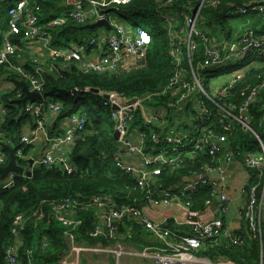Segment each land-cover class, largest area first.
Listing matches in <instances>:
<instances>
[{
	"label": "trees",
	"instance_id": "obj_1",
	"mask_svg": "<svg viewBox=\"0 0 264 264\" xmlns=\"http://www.w3.org/2000/svg\"><path fill=\"white\" fill-rule=\"evenodd\" d=\"M249 0H208L204 3L200 16L196 22L198 34L194 35L197 47L188 57V51L182 50L181 65L186 80L193 83L190 62L196 70L210 60L209 44L215 45L217 49L224 46L218 45L224 40L231 42L235 37L229 25L231 18L246 16L245 22H251V28L256 32L264 29V14L259 10H250L247 14L239 12V7ZM43 5L42 22H48L55 17L59 11L58 0H41ZM201 0H176L171 7L164 4L162 0H131L128 4L121 5V22L124 23L128 17H141L142 21L149 25L152 35V43L148 47L146 57L138 66L109 73H85L76 62H69L64 67L63 58L52 59L46 57L45 63H33L37 53H30L28 49L22 50L25 59V69L37 74L35 68L44 80L43 95L46 101L59 104L60 109L56 113V127L46 124L50 138L63 134V129L58 122L65 121L72 114L78 113L86 117V124L78 138L69 146L70 159L75 169L69 172L60 165L30 164V158L38 160L45 153L34 151V145L22 142L24 128L28 125L32 129L37 126V117L26 112V104L22 99L26 96L24 86L28 82L21 75L12 70L8 65L0 66V76L5 81H10L12 86L0 93V103L4 109L0 117V136L8 144L12 145L16 152H22L18 163L32 170L31 176L18 174L15 176L11 187L0 188V264H9L6 260V249L13 241L11 224L17 214H23L27 219L26 227L22 231V243L18 256L26 261L28 251L38 259L39 264H58L59 258L67 250V242L63 233L64 226L53 219L54 206L64 199H71L88 205L97 196H111L117 207L130 206L144 209L150 205L151 200L157 199L156 195H149L147 189L137 184V178L117 167L119 155V142L114 137L116 123L111 115V108L105 104L106 93H118L127 98L143 99V107L134 112L131 131L134 128L141 129L145 133L144 150L153 154L163 150L170 157H176V161L160 166V173L155 175L151 189H167L181 185L190 174L204 172L208 166L219 165L222 155H210L204 145L201 149L188 148L182 153L174 151L173 146L164 144L162 141L154 140L153 136H164L170 133L184 132L185 136L198 133L196 125L201 119V114L192 101L182 106L181 93H175L165 88L173 76V58L171 57V35L170 23L161 13L168 12L175 18L179 29H187L184 19L185 13H190L191 8H197ZM12 5L0 4V35L8 30V10ZM161 6V8H160ZM125 24V23H124ZM87 24H78L73 20L65 24L51 28L52 45L55 47L71 46L89 39L97 29L86 28ZM136 28L138 25H131ZM147 29V28H145ZM247 29V28H246ZM245 29V30H246ZM175 30V29H174ZM179 31L178 29H176ZM244 30V31H245ZM243 34L240 32L239 34ZM238 34V35H239ZM207 37L209 42H207ZM21 36L13 37L15 44L23 41ZM0 39V49H1ZM90 51V50H89ZM215 66L209 68L207 80L204 81L205 89H213L214 79L220 73V68ZM229 75L235 71H243L240 78L236 80L234 88L228 89L229 100L242 103V89L258 84L264 79V54L251 53L242 62L228 61L222 66V70ZM201 73V72H200ZM203 74V73H202ZM228 79V78H227ZM216 87H227L228 80L216 81ZM86 88V91H81ZM92 88L99 89V93L91 91ZM74 89H78L74 92ZM19 94H21L19 96ZM206 100V98H204ZM223 103V101H221ZM264 103V93L249 108L253 116V128L264 137V119L261 112ZM159 110L163 116L158 121L146 122L145 113ZM218 111L215 108V111ZM46 110L40 117L45 118ZM216 135L227 136L229 146L234 150L247 151L257 149L253 135L236 124L231 132L220 128L214 129ZM192 145V143L188 144ZM259 185V201L263 191L264 178L257 171H251V176L244 187L248 197L251 187ZM212 199V188L210 185L200 186L190 197V209L204 212L207 209V201ZM180 202V201H179ZM183 203V201H181ZM247 204L242 210L245 219L242 229L233 233L241 238L242 243H233L229 236L219 234L204 239L201 248L196 251L199 257H208L212 260H228L234 264H264V207L262 208L261 233H253L246 219ZM99 209L87 207L78 210L75 218L82 222L77 227V238L91 245L102 243L111 245L115 242L128 243L134 246H148L156 249L164 246L151 232L146 230L143 224L133 218H125L117 224L115 238L104 237L93 238L90 231L94 229L98 221ZM41 216V219H37ZM162 229L168 230L176 240L184 236L192 235L188 228L178 225L174 220H168ZM47 245H43V239Z\"/></svg>",
	"mask_w": 264,
	"mask_h": 264
},
{
	"label": "built area",
	"instance_id": "obj_2",
	"mask_svg": "<svg viewBox=\"0 0 264 264\" xmlns=\"http://www.w3.org/2000/svg\"><path fill=\"white\" fill-rule=\"evenodd\" d=\"M59 11L55 17L48 22H42L43 5L41 0H0L1 3L12 5L8 10L9 21L8 30L1 36L0 66L8 65L12 70L19 73L24 78L32 91L43 94L44 80L36 68L37 74L25 69V59L22 50L17 47L13 37L21 36V39L34 40L47 52L52 58H64L65 62H76L80 69L85 73H109L120 72L128 68H133L146 57L148 47L152 41V35L148 29H142L139 26L134 28L131 25H125L113 14L117 12L121 5L128 4L131 0H58ZM165 5L171 7L176 0H162ZM208 0H201L197 8L190 9V13H185L184 19L187 29H179L176 25L174 15L164 12L162 16L171 26V57L173 58V76L167 84L165 91L170 90L175 93H181L182 106L186 107L189 101H192L201 114V119L196 125L198 133L193 136H185L182 133H168L164 136L155 135L154 140L162 141L164 144L173 146L174 151L182 153L188 148L201 149L204 145L207 147L210 155H222L226 166L239 161L244 167L251 171L260 173L264 178V137L258 133L252 124L253 116L249 112L250 106L256 102L264 93V79L258 84L248 86L242 89L240 95L243 96L242 103L226 98L228 89L234 88L236 80L240 78L243 71H235L228 78L227 87H213L211 91L205 89L202 73L206 74L209 68L222 66L228 61L242 62L251 53L256 52L264 54V29L256 32L252 28H247L243 34L237 35L231 42L224 40L218 45L224 44L222 49H217L215 45L209 44L208 55L210 60L201 65L196 70L190 62L193 83L186 80L181 65L182 50L188 51L190 58L192 52L197 47L194 35L198 34L196 22L200 16L204 3ZM161 8V6H160ZM60 9L62 11L60 12ZM250 10H259L264 14V0H249L243 6L239 7V12L247 14ZM106 19L110 23L109 28L102 27L106 32L95 34L89 39H84L78 45L69 48L55 47L52 45L51 28L67 23L70 20L78 24H89L99 20ZM98 28V27H97ZM175 29V30H174ZM178 29L179 31H177ZM207 42L209 38L207 37ZM97 49L98 56L90 57L89 50ZM33 63L43 64L37 56ZM213 69V68H212ZM201 72V73H200ZM209 74V73H208ZM3 75L0 76V80ZM109 94L105 104L110 106L111 115L116 123V130L119 131V157L117 158V167L137 178V184L147 189L149 195H156L157 199L151 200L150 205L168 206L173 203L183 201L187 208V214L184 221L177 223L180 226L191 227L192 235L184 236L176 240L171 236L168 230H163L162 226L170 219L164 218L162 221H155L142 208H133L130 206L117 207L111 196L94 197L88 205L71 199H64L53 208V219L64 226V235L67 242V250L59 258L58 264H81L79 252L84 250L77 244V227L82 222L76 219L75 213L78 210L87 207L99 209L98 221L94 229L90 231L93 238L104 237L112 239L117 234V224L125 218H133L143 224L146 229L159 239L164 246L156 249L145 248L141 253L125 251L121 249L118 254L140 255L150 257L158 264H234L231 261L212 260L206 257H199L196 251L201 248L204 239L223 234L229 236L233 243H242L241 238L233 235L234 232L226 226L225 216L229 213L231 205L230 195L223 190L226 186V167L222 165L208 166L204 172L190 174L181 185L167 187V189H151L155 175L160 173V166L166 163L176 161V157H170L162 148L161 151L148 154L144 150L145 133L141 129L134 128L131 131L134 112L143 107V99L137 98V102L132 103L133 98L118 93ZM21 94H19L20 96ZM206 98V100H204ZM223 101V103L221 102ZM215 108L218 111H215ZM59 104L44 100L28 102L25 110L35 115L37 126L32 135H23L22 142L34 143L39 134H43L48 140V149L45 155L34 163L47 165H60L63 169L72 172L75 167L71 163L69 146L78 138L85 127L86 117L75 113L69 116L66 121L64 133L58 137L50 138L46 128L45 118L40 117L46 110L58 113ZM4 109L0 103V117ZM264 119V103L261 108ZM163 112L152 110L145 113L146 122L152 123L158 121L163 116ZM236 124L249 131L256 141L257 149L247 151L234 150L229 146L227 136L216 135L214 129L220 128L226 132H231ZM4 141L3 138L0 137ZM6 142V141H5ZM192 143V145H188ZM18 154L22 156V152ZM9 153L1 148L0 167L8 164ZM213 171L219 172L217 179H210L209 174ZM16 172H11L4 180L0 188L11 187L14 183ZM26 175V174H24ZM210 185L212 188V199L207 201V209H211L216 198L220 201V216L211 220H191L190 217L200 216L204 212L193 211L190 209V197L200 186ZM259 185L251 187L248 195L246 219L250 224L251 232L261 233V210L264 206V185L262 199L259 201ZM206 209V210H207ZM39 216L37 219H41ZM27 219L23 214H17L11 224V234L13 241L6 249V260L9 264H39L38 259L32 251H28L26 261H22L18 256V251L22 243V231L25 229ZM70 240V242H68ZM68 243L72 244L69 246ZM47 240L43 239V245L46 246ZM94 250V249H93Z\"/></svg>",
	"mask_w": 264,
	"mask_h": 264
},
{
	"label": "crops",
	"instance_id": "obj_3",
	"mask_svg": "<svg viewBox=\"0 0 264 264\" xmlns=\"http://www.w3.org/2000/svg\"><path fill=\"white\" fill-rule=\"evenodd\" d=\"M246 28H251V22L249 23L246 22L245 25H243V29L241 32H244ZM19 42L21 41L19 40ZM34 42L24 39L21 43L16 45L21 50L28 49L30 53L33 52L37 53L38 54L37 57L40 60H42L43 58L46 57L47 52L38 44V42L35 43ZM89 55L90 57H97L98 50L90 49ZM42 61H44V59ZM11 86L12 83L10 81H5L4 79H1L0 93L10 88ZM56 115L57 114L55 112L52 111L47 112V114H45V122H46L45 124H49L50 127H56L57 123L56 124L54 123L56 120ZM66 123H67L66 120L58 122L61 130L62 129L63 131L65 130ZM57 128L58 127H56V129ZM34 130L35 129H32L30 126L27 125L23 130L24 131L23 135H32ZM188 131L186 132L188 133ZM32 144L34 145L35 152L46 153L48 149V140L42 133L38 135V138ZM219 165H222L224 168L226 167V173H227L226 186L225 188H223V190L230 195L232 200L229 213L225 216L226 226L231 230V232H236L242 229V222L245 219V216L242 214V210L245 207L248 197L245 193L244 187L251 176V170L246 169L244 165H242V163H240L239 161H236L234 163H231L229 166H226L222 157L219 159ZM214 172L215 171H213L208 176L212 180L217 179V175H215ZM262 195H263V191H262ZM262 195L260 200L262 199ZM263 199H264V195H263ZM216 201H219V199L216 198L214 202ZM144 210L155 221H162L164 220V218L169 217L170 219L174 220L176 223H181L182 221H184L187 214V208L183 205L182 202L173 203L168 206H158V207L154 205H148L144 208ZM205 213L207 214V217L204 218L203 220H211L213 218L219 217L221 214L220 201L218 206L213 205L211 209L205 210V212L202 213L201 215L205 217L204 215ZM261 214H262V210H261ZM182 226L184 228L185 227L188 228V230L189 229L191 230L190 226H186V225H182Z\"/></svg>",
	"mask_w": 264,
	"mask_h": 264
},
{
	"label": "rangeland",
	"instance_id": "obj_4",
	"mask_svg": "<svg viewBox=\"0 0 264 264\" xmlns=\"http://www.w3.org/2000/svg\"><path fill=\"white\" fill-rule=\"evenodd\" d=\"M62 11V9H60V12ZM114 17H117L119 20L121 19L120 17V12H115L113 14ZM245 18L246 16H238V17H233L230 20L229 25L232 28V34L233 37H235L236 35H238L242 29H243V25L245 22ZM125 25H138L140 28H147L149 29V25L145 22L142 21L141 17H128L126 20H124ZM106 32L105 29H103L102 27H98L93 33L94 34H100ZM33 41L34 40H30ZM35 43V42H34ZM73 45H78V43L72 44L71 46H64L62 48H69L72 47ZM46 57H51L52 55H48L46 54ZM45 58L44 61H45ZM42 59V60H43ZM52 59H58V57L56 58H52ZM64 59V58H63ZM43 61V63H45ZM62 65L64 67L68 66V62H62ZM222 69H220V73H218L217 78L214 79L213 82V87H215L217 84L216 81L218 80H228L227 78H229V74L225 73L224 71H221ZM208 75V73L206 74H202V79H205ZM181 133H184L188 130H184V129H180L179 130ZM0 150H1V146H0ZM34 165V164H33ZM32 166V165H31ZM4 182H0V187L3 186ZM144 226V225H143ZM146 228V227H145ZM147 230V229H146ZM70 242V240L68 241ZM77 244L81 245L80 247H83L84 250L79 252V257L81 260V264H158L156 263V261L150 257H142L140 255H124V254H118L121 252V249H124L125 251H132L135 253H141L142 251L145 250V248H149V245L147 246H143V247H139V246H134V245H129L128 243H120V242H115L112 243L111 245H102V243H97L95 245H91L86 241H80L78 239ZM69 246H72V244L68 243ZM94 249V250H93Z\"/></svg>",
	"mask_w": 264,
	"mask_h": 264
},
{
	"label": "water",
	"instance_id": "obj_5",
	"mask_svg": "<svg viewBox=\"0 0 264 264\" xmlns=\"http://www.w3.org/2000/svg\"><path fill=\"white\" fill-rule=\"evenodd\" d=\"M86 28H90V29H95L97 27H105V28H109L110 27V23L108 20L106 19H103V20H99L97 22H94V23H89L85 26ZM35 68H37L35 66ZM78 89H74V92H76ZM87 89L86 88H81V91H86ZM24 91L26 93V96L22 99V103L23 104H27L28 102H35V101H38V100H44V95L37 92V91H32L30 90L29 86L28 85H25L24 86ZM92 92L94 93H99L100 90L99 89H96V88H92L91 89ZM105 99H109V94H104L103 95ZM132 103H135L137 102V98H133L131 100ZM119 136H120V133L119 131L115 130L114 132V137L116 140H119ZM0 146L1 148L5 149L8 151L9 153V161H8V164L4 167H0V181L4 180L11 172H17V173H25L27 176H31L32 174V170L31 169H27L23 166H21L19 163H18V159L21 158V155L18 154L15 150V148L8 144L7 142L3 141L0 139ZM34 158H30V164L33 166L34 164ZM215 175H219V172L215 171L214 172ZM214 205L218 206L219 205V201H216L214 202ZM210 211V210H209ZM208 211V212H209ZM207 213V212H206ZM204 214V216L200 215V216H193V217H190L191 220H203L204 218L207 217V214Z\"/></svg>",
	"mask_w": 264,
	"mask_h": 264
},
{
	"label": "bare ground",
	"instance_id": "obj_6",
	"mask_svg": "<svg viewBox=\"0 0 264 264\" xmlns=\"http://www.w3.org/2000/svg\"><path fill=\"white\" fill-rule=\"evenodd\" d=\"M142 29H145V28H142ZM153 41V40H152ZM152 41H151V43H152ZM64 133V132H63ZM62 135V134H61ZM58 136H60V135H57V136H55V137H58ZM17 173V172H16ZM18 174H21V173H17L16 175H18ZM25 173H23L22 175H24Z\"/></svg>",
	"mask_w": 264,
	"mask_h": 264
},
{
	"label": "clouds",
	"instance_id": "obj_7",
	"mask_svg": "<svg viewBox=\"0 0 264 264\" xmlns=\"http://www.w3.org/2000/svg\"><path fill=\"white\" fill-rule=\"evenodd\" d=\"M45 99V98H44ZM22 157V156H21Z\"/></svg>",
	"mask_w": 264,
	"mask_h": 264
}]
</instances>
